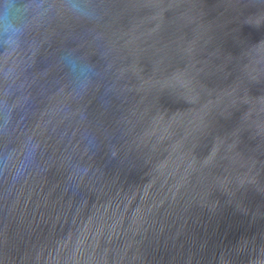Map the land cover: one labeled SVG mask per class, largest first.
<instances>
[{
  "label": "water",
  "instance_id": "obj_1",
  "mask_svg": "<svg viewBox=\"0 0 264 264\" xmlns=\"http://www.w3.org/2000/svg\"><path fill=\"white\" fill-rule=\"evenodd\" d=\"M84 2L0 41V264H264V0Z\"/></svg>",
  "mask_w": 264,
  "mask_h": 264
},
{
  "label": "clouds",
  "instance_id": "obj_2",
  "mask_svg": "<svg viewBox=\"0 0 264 264\" xmlns=\"http://www.w3.org/2000/svg\"><path fill=\"white\" fill-rule=\"evenodd\" d=\"M30 5L21 4L20 0H0V41L8 47L14 48L20 42V39L27 26L26 14ZM71 9L81 15L90 16L92 10L84 0H70ZM34 149H29L31 156ZM8 157H3L7 160Z\"/></svg>",
  "mask_w": 264,
  "mask_h": 264
}]
</instances>
